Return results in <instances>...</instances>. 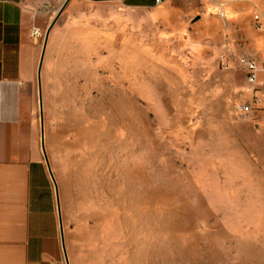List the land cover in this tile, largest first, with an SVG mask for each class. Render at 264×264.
I'll use <instances>...</instances> for the list:
<instances>
[{"label": "rangeland", "instance_id": "obj_1", "mask_svg": "<svg viewBox=\"0 0 264 264\" xmlns=\"http://www.w3.org/2000/svg\"><path fill=\"white\" fill-rule=\"evenodd\" d=\"M256 13L264 0L68 1L40 67L44 152L37 83L22 122L69 264H264V136L238 61Z\"/></svg>", "mask_w": 264, "mask_h": 264}, {"label": "crops", "instance_id": "obj_2", "mask_svg": "<svg viewBox=\"0 0 264 264\" xmlns=\"http://www.w3.org/2000/svg\"><path fill=\"white\" fill-rule=\"evenodd\" d=\"M62 1L0 0V264H66L55 187L36 138L24 134L22 122L30 111L42 43L31 29L44 31ZM119 2L155 6L154 0ZM244 36L246 55L261 66L264 30ZM263 84L264 70H259L254 85L245 81L244 89L250 117L264 136Z\"/></svg>", "mask_w": 264, "mask_h": 264}, {"label": "built area", "instance_id": "obj_3", "mask_svg": "<svg viewBox=\"0 0 264 264\" xmlns=\"http://www.w3.org/2000/svg\"><path fill=\"white\" fill-rule=\"evenodd\" d=\"M163 1L164 0H154L155 5H159ZM220 15H223V13L221 12ZM253 18L255 21V27L258 30H264V19L262 20L261 15L256 13V14H254ZM43 33L44 32L37 27H32V29H31V34L35 38L42 39ZM238 61H239V64L244 69L246 83L249 85H254V83L256 82L258 71L264 70V63L261 66H258L255 58L252 56L246 55V54H242L238 58ZM263 88H264V84H263ZM240 109L243 113H247V112H245V105L244 104L241 106Z\"/></svg>", "mask_w": 264, "mask_h": 264}, {"label": "water", "instance_id": "obj_4", "mask_svg": "<svg viewBox=\"0 0 264 264\" xmlns=\"http://www.w3.org/2000/svg\"><path fill=\"white\" fill-rule=\"evenodd\" d=\"M68 1L69 0H64L62 2L61 6L59 7V9H58V11L56 13V15L53 17V19L50 21L49 25L45 29V32H44V35H43V38H42V43H41V52H40V56H39L38 69H37V90H38V108H39V123H40V143H41V149H42L43 152H44V141H43L42 98H41V90H40V67H41V63H42L43 54H44L46 42H47V39H48L49 31H50L53 23L55 22L56 18L60 14V12L63 10V8L68 3ZM44 158L46 160L45 155H44ZM47 168H48L49 173L51 175V178H52V180L54 182V179H53V176H52V173H51V170H50L48 164H47ZM55 194H56V204H57V212H58V218H59L61 239L63 240L62 222H61L60 209H59V200H58V192H57L56 186H55ZM64 257H65L66 264H69L65 249H64Z\"/></svg>", "mask_w": 264, "mask_h": 264}, {"label": "bare ground", "instance_id": "obj_5", "mask_svg": "<svg viewBox=\"0 0 264 264\" xmlns=\"http://www.w3.org/2000/svg\"><path fill=\"white\" fill-rule=\"evenodd\" d=\"M255 102V100H253ZM245 112H248L251 109V104L250 103H245Z\"/></svg>", "mask_w": 264, "mask_h": 264}]
</instances>
